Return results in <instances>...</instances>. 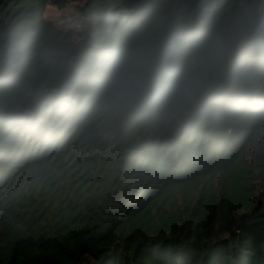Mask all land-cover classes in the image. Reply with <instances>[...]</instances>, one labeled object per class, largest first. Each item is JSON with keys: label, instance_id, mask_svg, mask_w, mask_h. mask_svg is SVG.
<instances>
[{"label": "trees", "instance_id": "obj_1", "mask_svg": "<svg viewBox=\"0 0 264 264\" xmlns=\"http://www.w3.org/2000/svg\"><path fill=\"white\" fill-rule=\"evenodd\" d=\"M0 0V264H264V0ZM162 65L182 103L102 115L85 69Z\"/></svg>", "mask_w": 264, "mask_h": 264}, {"label": "clouds", "instance_id": "obj_2", "mask_svg": "<svg viewBox=\"0 0 264 264\" xmlns=\"http://www.w3.org/2000/svg\"><path fill=\"white\" fill-rule=\"evenodd\" d=\"M85 71L96 89L93 106L102 115L165 122L182 103L162 65L142 67L132 56H109Z\"/></svg>", "mask_w": 264, "mask_h": 264}, {"label": "rangeland", "instance_id": "obj_3", "mask_svg": "<svg viewBox=\"0 0 264 264\" xmlns=\"http://www.w3.org/2000/svg\"><path fill=\"white\" fill-rule=\"evenodd\" d=\"M83 0H67L64 7L49 3L45 9V17L58 25L69 26L82 18L80 7Z\"/></svg>", "mask_w": 264, "mask_h": 264}]
</instances>
